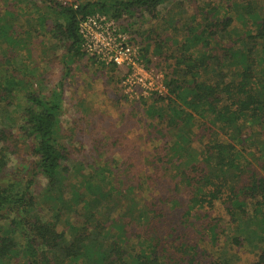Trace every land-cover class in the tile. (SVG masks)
Segmentation results:
<instances>
[{"label": "trees", "instance_id": "obj_1", "mask_svg": "<svg viewBox=\"0 0 264 264\" xmlns=\"http://www.w3.org/2000/svg\"><path fill=\"white\" fill-rule=\"evenodd\" d=\"M169 1L35 7L42 30L65 45L69 71L86 54L79 25L88 15L133 17ZM189 2L192 22L168 56L167 93L144 103L156 144L144 167L100 160V146L92 165L74 159L62 140V91L23 95L24 82L5 67L4 54L10 61L8 51L28 47L32 33L0 3V104H8L0 106V264H264V0ZM20 97L12 130L5 109ZM14 131L35 158L30 178L13 170ZM247 221L262 232L251 254L231 233Z\"/></svg>", "mask_w": 264, "mask_h": 264}, {"label": "rangeland", "instance_id": "obj_2", "mask_svg": "<svg viewBox=\"0 0 264 264\" xmlns=\"http://www.w3.org/2000/svg\"><path fill=\"white\" fill-rule=\"evenodd\" d=\"M75 1L0 0L4 9L16 10L17 28L22 32L32 33V41L28 47L22 46L20 51H13V54L9 50L10 61L6 62L5 54L2 60L5 67L14 71L24 82L23 95L24 92H33L51 98L55 92L62 91V140L73 151V157L78 163L92 165L98 159L94 148L100 146L105 154L100 160L116 162L118 159L144 167L143 162L147 160L145 155H152L156 145L153 146L148 139L152 122L144 103L148 101L151 104V97L155 98L156 95L141 98L129 96L124 86L125 68L112 71V68L96 64L86 54L83 58L69 61L70 70L67 71L62 62V55L66 52L65 45L51 39L42 30L36 5L45 12L49 4H71ZM189 1L172 0L159 5L154 12L141 10L133 17L124 16L121 19L108 14L125 31L128 41L139 48L146 69L150 73L163 74L165 80L171 73L170 66L172 67L168 56L178 49L174 41L183 37L184 24L192 22ZM48 25L50 26L49 22ZM3 49L6 50V47ZM160 51L164 56L160 57ZM23 100L20 97L15 100V106L5 109L9 110L6 112L9 114L4 120L5 125L12 130L21 122V107L25 104ZM1 101L3 106H8L7 101ZM14 133V139L18 140L19 154L14 157L13 170L30 178L29 175L35 172V158L29 142L17 132ZM38 179V187L45 185L42 177ZM231 233L243 239L246 251L250 254L263 246L260 240L262 232L251 221L241 223L240 229H232Z\"/></svg>", "mask_w": 264, "mask_h": 264}, {"label": "built area", "instance_id": "obj_3", "mask_svg": "<svg viewBox=\"0 0 264 264\" xmlns=\"http://www.w3.org/2000/svg\"><path fill=\"white\" fill-rule=\"evenodd\" d=\"M79 33L86 55L98 65L125 68L124 86L131 97L165 95L166 80L161 73H150L139 54L128 41L118 23L105 13L88 15L80 22Z\"/></svg>", "mask_w": 264, "mask_h": 264}]
</instances>
